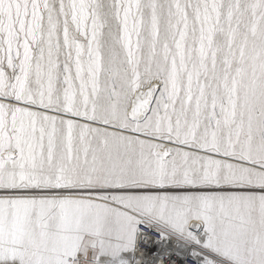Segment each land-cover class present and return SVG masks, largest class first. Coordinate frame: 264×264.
<instances>
[{
	"label": "snow or ice",
	"instance_id": "snow-or-ice-1",
	"mask_svg": "<svg viewBox=\"0 0 264 264\" xmlns=\"http://www.w3.org/2000/svg\"><path fill=\"white\" fill-rule=\"evenodd\" d=\"M179 257L264 264V0H0V264Z\"/></svg>",
	"mask_w": 264,
	"mask_h": 264
},
{
	"label": "built area",
	"instance_id": "built-area-1",
	"mask_svg": "<svg viewBox=\"0 0 264 264\" xmlns=\"http://www.w3.org/2000/svg\"><path fill=\"white\" fill-rule=\"evenodd\" d=\"M149 247H152V245L150 244ZM159 255H162V253H160L159 251H157V252H153V253L150 254V256H151L152 258H155V257H157V256H159ZM165 258L167 259V257H165ZM182 259H183V257H182ZM170 264H171V261H170ZM177 264H178V262H177Z\"/></svg>",
	"mask_w": 264,
	"mask_h": 264
},
{
	"label": "bare ground",
	"instance_id": "bare-ground-1",
	"mask_svg": "<svg viewBox=\"0 0 264 264\" xmlns=\"http://www.w3.org/2000/svg\"><path fill=\"white\" fill-rule=\"evenodd\" d=\"M180 259H182V257H179L177 262H179Z\"/></svg>",
	"mask_w": 264,
	"mask_h": 264
}]
</instances>
